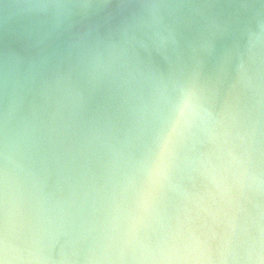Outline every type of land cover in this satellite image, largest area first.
I'll use <instances>...</instances> for the list:
<instances>
[{"label": "clouds", "instance_id": "clouds-1", "mask_svg": "<svg viewBox=\"0 0 264 264\" xmlns=\"http://www.w3.org/2000/svg\"><path fill=\"white\" fill-rule=\"evenodd\" d=\"M0 264H264V0H0Z\"/></svg>", "mask_w": 264, "mask_h": 264}]
</instances>
